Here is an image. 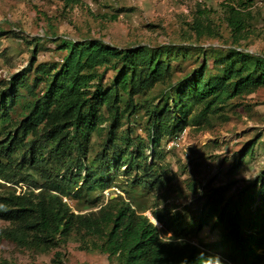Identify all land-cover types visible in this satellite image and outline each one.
<instances>
[{
	"label": "trees",
	"instance_id": "1",
	"mask_svg": "<svg viewBox=\"0 0 264 264\" xmlns=\"http://www.w3.org/2000/svg\"><path fill=\"white\" fill-rule=\"evenodd\" d=\"M255 1L228 0L222 5L233 38L248 32ZM198 15L189 25L191 31L198 37L203 32L211 35V27L201 20L205 13L199 11ZM58 49L65 51L59 67L36 68L29 89L31 99L23 103L20 119H12L11 114L21 101L18 88L28 70L14 76L10 87L0 94V181L27 186L20 194L0 193V220L8 224L0 229V242L49 253L66 245L72 236L81 250H88L84 244L91 239L93 246L119 264H212L217 257L228 264L264 261L257 254L264 248V236L243 231L237 214L242 206L239 202L247 195V206L257 204L255 216L264 219V177L241 192L244 195L232 204L237 212L222 210L216 218L213 226L227 224L220 241L200 249L188 239V226L179 219L153 212L162 226L159 230L138 211L133 197L136 187L151 189L164 180L147 163L141 146L134 147L129 138L118 141L116 135L121 121L137 113L134 99L164 84L168 92L159 105L148 110L153 150L164 137L186 128L207 131L212 118L227 119L230 102L264 88V56L239 50L237 45L218 55L212 73L204 55L190 79L184 77L172 85L171 62L174 52L181 51L179 47L119 50L99 40L75 43L60 39ZM108 71L114 77L104 88L102 81ZM40 86L42 91L36 95ZM105 123V141L90 157L91 138ZM131 170H143V176L123 189L126 200L110 199L86 214H75L64 202L82 192L105 191L111 186L113 171L125 176ZM257 186L255 198L252 193Z\"/></svg>",
	"mask_w": 264,
	"mask_h": 264
},
{
	"label": "rangeland",
	"instance_id": "2",
	"mask_svg": "<svg viewBox=\"0 0 264 264\" xmlns=\"http://www.w3.org/2000/svg\"><path fill=\"white\" fill-rule=\"evenodd\" d=\"M226 1L0 0V94L10 87L14 76L28 70L24 84L18 88L21 101L11 114L12 119H20L23 103L31 99L29 89L36 68L60 66L65 55V51L58 49L60 39L75 43L99 40L119 50L142 46L182 48L173 54L172 85L184 77L190 79L201 66L204 55L212 73L216 72L213 61L218 55L237 45L239 50L264 56V5L252 10L248 32L233 38L224 21L222 5ZM199 11L205 13L201 20L211 27V35L203 32L198 37L191 31L189 25L199 18ZM113 77V71L106 73L102 81L104 88ZM168 90L166 84L157 85L137 96L134 99L137 113L121 121L116 135L118 141L129 138L134 147L141 146L147 163L164 180L151 189L136 187L133 197L138 211L144 212L159 230L162 226L154 223L153 212L179 219L188 226L191 243L203 249L219 242L227 227L226 223L213 226L222 210L237 212L232 204L244 195L241 192L264 177V88L230 102L225 112L227 119L212 118L207 131L186 128L164 137L153 150L148 110L152 105H159ZM40 91L42 86L35 94L39 95ZM107 130L108 123H105L101 131L92 136L90 157L100 151ZM142 176L143 170H131L125 176L113 171L109 189L82 192L76 199L64 198V202L75 214L96 211L110 199L126 200L128 194L124 190ZM26 189L24 184L14 186L0 181V193L8 190L20 194ZM257 191L258 186L252 193L255 198ZM247 199L245 195L239 202L242 206L239 205L237 214L241 227L247 233L263 237L264 219L255 216L257 204L249 208ZM6 227L8 224L0 220V229ZM84 245L89 249L81 250L72 236L66 245L49 253H33L2 241L0 264H119L116 258L109 260L93 246L91 239ZM257 254L264 258V248Z\"/></svg>",
	"mask_w": 264,
	"mask_h": 264
},
{
	"label": "built area",
	"instance_id": "3",
	"mask_svg": "<svg viewBox=\"0 0 264 264\" xmlns=\"http://www.w3.org/2000/svg\"><path fill=\"white\" fill-rule=\"evenodd\" d=\"M264 5L263 0H256L253 8L262 7Z\"/></svg>",
	"mask_w": 264,
	"mask_h": 264
},
{
	"label": "clouds",
	"instance_id": "4",
	"mask_svg": "<svg viewBox=\"0 0 264 264\" xmlns=\"http://www.w3.org/2000/svg\"><path fill=\"white\" fill-rule=\"evenodd\" d=\"M154 223H158V222L154 220ZM212 264H223V261L219 257H217L214 259Z\"/></svg>",
	"mask_w": 264,
	"mask_h": 264
}]
</instances>
